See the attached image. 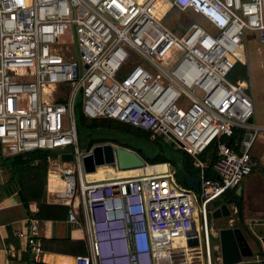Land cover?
<instances>
[{
    "label": "built area",
    "instance_id": "built-area-1",
    "mask_svg": "<svg viewBox=\"0 0 264 264\" xmlns=\"http://www.w3.org/2000/svg\"><path fill=\"white\" fill-rule=\"evenodd\" d=\"M172 12L187 14L186 24ZM248 40L264 67V0H0V158L45 153L66 203L78 199L87 254L74 264H170L155 258L188 248L191 238L195 264H211L218 249L206 206L259 166L251 147L264 127L252 123L249 81L226 79L236 62L248 67L246 53L235 57ZM76 106L187 155L198 170L199 206L167 163L164 172L89 178L99 167L119 170L110 163L83 172L88 150L77 147ZM210 145L215 159L205 177L200 155ZM38 228L28 217L13 231L35 260Z\"/></svg>",
    "mask_w": 264,
    "mask_h": 264
},
{
    "label": "crops",
    "instance_id": "crops-1",
    "mask_svg": "<svg viewBox=\"0 0 264 264\" xmlns=\"http://www.w3.org/2000/svg\"><path fill=\"white\" fill-rule=\"evenodd\" d=\"M41 168L42 166L35 162L33 165L20 169L15 173L13 159L0 158V264H74L75 256H86L87 254L86 231L82 218L78 220L77 217V214H81L78 199H70L69 203H66L68 199L63 196L60 179L52 171H49L46 165L44 169ZM196 175L198 173L193 176ZM248 175L243 177L237 185L240 187L238 194H235L237 186L228 191L233 190L235 195H241L243 225L247 229L248 225L260 228L256 232L257 234H253L252 230V235L248 239L244 237L253 253V257L243 258L235 264H264V249L259 242V238L264 237V229H262V227L264 228V208L252 206L254 205L253 202H260V200L254 197H252L254 201L251 200V180L247 177ZM21 197L25 200V203H23ZM217 200H219V197ZM37 202L62 205L66 206L67 209L69 206L66 204H69L74 208L76 220L68 222L66 220L67 211L59 219L38 220L41 247L38 258L35 260L23 244L13 235V231L21 225L25 218L31 217L37 212ZM211 202L207 204L208 207L211 206ZM227 207L230 211V207ZM232 208L233 212H235L233 206ZM211 209L207 211L208 214ZM223 219L225 217L216 219L215 222L219 224H215L214 227L235 226L233 222L236 217L228 218L227 224H224L226 221H223ZM216 228L211 226L209 233L215 232ZM212 237L215 240H210L211 245L217 246L215 234ZM212 251L215 252L213 264H218V250L212 248ZM254 257L258 259L255 260Z\"/></svg>",
    "mask_w": 264,
    "mask_h": 264
},
{
    "label": "trees",
    "instance_id": "trees-1",
    "mask_svg": "<svg viewBox=\"0 0 264 264\" xmlns=\"http://www.w3.org/2000/svg\"><path fill=\"white\" fill-rule=\"evenodd\" d=\"M247 37L248 35H246V38ZM232 70H235L243 75L246 74V69L240 62H236ZM75 109L77 111V121H78L77 126L81 129H86L89 131V138L86 142L87 143L86 147H84L85 150H88L92 144L100 143V142H110L115 145L131 149L135 151L147 164L167 163L168 165H170L172 168L174 180L179 185L185 187L183 178H179L178 176L179 170L178 167L175 166L174 162L180 159L182 161L184 170L185 167H189L190 165H189L188 156L182 154L180 150L178 149L171 150L169 148V150L159 149L158 152L144 153L138 147L139 146L138 142L141 141L155 142L157 139V138L149 139V132L130 127L127 124L118 122L110 118H101V117L86 118L82 115V113L80 112L77 106L74 107L73 112ZM175 151L179 152L181 154V157H175L174 159H171V155ZM45 158H46L45 153H30V154H25L24 156H18L12 158L14 164V171L16 173L18 170L23 169L25 167H29L33 165V163L35 162H38L42 166L41 169H44V166L46 165ZM200 159L203 160L206 164L204 169V176L211 177L210 165L212 161L215 159L214 147L212 145L208 146L207 149L200 155ZM228 192L227 191L223 192L219 196V200L212 201L211 206L208 207L207 205L206 211H208L210 208L220 203L231 204L235 209L234 215L236 217L237 223L243 229H247L245 225H243L241 195L240 194L235 195L233 190L230 191L229 193ZM21 200L23 201V203H25V200L22 197ZM36 205H37V212L34 215H31V217L37 220L59 219L62 218L67 211V207L62 205H50L41 202H37ZM208 215L209 214L206 213V216ZM37 264H42V263H37Z\"/></svg>",
    "mask_w": 264,
    "mask_h": 264
},
{
    "label": "rangeland",
    "instance_id": "rangeland-1",
    "mask_svg": "<svg viewBox=\"0 0 264 264\" xmlns=\"http://www.w3.org/2000/svg\"><path fill=\"white\" fill-rule=\"evenodd\" d=\"M138 1H142V0H138ZM180 18L181 23L186 24V20L189 19V16L187 14H183V15H179L176 14L175 12L171 13V16H173L174 18L176 17ZM72 35H68L66 37V40H72ZM257 46L256 42L254 40H248V41H244L243 45H241L238 48L237 51V56L235 55V57H239V59L244 60L245 59V54L248 58V67H245L246 69V74H241L235 70H232L230 73V76H226V79L228 81H233V80H245V81H249V86H250V97H251V101L253 104V112H254V117H253V121L252 123L256 126H263L264 127V67L260 66L259 64V54L257 53L258 50L254 49V47ZM73 118H74V123L76 128L78 127V121H77V111L76 109L73 112ZM77 133V147L79 150L84 149V147H86V142L89 138V131L86 129H81V128H77L76 130ZM157 138L156 141H141L138 142V147L141 149V151H143L144 153L150 152H158L159 149L161 150H169V148L171 150H173L175 147L172 145H169V143H166L165 141H163L162 139H160L159 137H155L149 134V139H154ZM174 147V148H173ZM66 149H69V147H66ZM251 154L256 156L258 161H259V166L254 169L247 177H249V179L251 180V200L252 197L257 198L258 200H260V202H256L252 205V206H257L259 208H264V133H259V135L256 137V139L254 140L252 147H251ZM105 168V167H104ZM103 167H99L97 168V170L95 172H93V174H89L87 176L90 177H95V178H99L102 176V170L104 169ZM167 168L169 170H172L171 166L167 164ZM150 169L149 166H145V168L142 169V171L148 170ZM148 172V171H147ZM185 172L188 173V175L193 176L195 174L198 173V171L192 167H185ZM194 197H195V205L196 207H198L199 205V201L197 198V192H194ZM218 197L214 200H217ZM213 200V201H214ZM254 201V200H252ZM227 206L230 207V214L228 217H225V219H223V221L225 220L226 222H224V224H227V219L232 217L235 218L234 216V210L232 208V206L230 204H227ZM79 213V212H78ZM78 220L79 218H81V214H77ZM216 219H210L209 215L206 216V227L209 230L211 228V226L213 228L215 224H219L215 222ZM260 223V222H259ZM233 224L235 226H237L241 233L243 234V236L245 238H249L252 234V230H253V234H257L256 232L259 231V228H254L251 225H248V229H243L236 221V219L234 220ZM262 229H264L262 227ZM215 234V232H210L209 233V237L210 240H215L213 239L212 235ZM200 247V254L201 256H203L202 254V247L201 244L199 245ZM210 257H211V264H213L214 260H215V252L212 251V249L210 250ZM178 258V257H176ZM176 260V259H174ZM191 264H195V262H192Z\"/></svg>",
    "mask_w": 264,
    "mask_h": 264
},
{
    "label": "water",
    "instance_id": "water-1",
    "mask_svg": "<svg viewBox=\"0 0 264 264\" xmlns=\"http://www.w3.org/2000/svg\"><path fill=\"white\" fill-rule=\"evenodd\" d=\"M179 145V143H177ZM181 157L179 152H174L171 159ZM63 160H69L70 155H61ZM82 170L84 173L93 172L95 166L113 163L117 170L136 169L146 165L145 161L133 150L112 145L108 142L92 144L87 153L81 158ZM179 170V178H183L185 187L192 191H197L199 176H189L184 168L182 161L178 159L174 162ZM240 187L235 188V194L239 193ZM230 211L225 203H220L209 211L210 219H218L228 217ZM188 233H194L191 228ZM215 238L218 248L219 264L237 263L243 258L253 257V253L245 240L240 229L236 226L228 225L217 227L215 230ZM261 247L264 249V237L259 238ZM186 245L189 247L197 246L195 238L187 239Z\"/></svg>",
    "mask_w": 264,
    "mask_h": 264
},
{
    "label": "bare ground",
    "instance_id": "bare-ground-1",
    "mask_svg": "<svg viewBox=\"0 0 264 264\" xmlns=\"http://www.w3.org/2000/svg\"><path fill=\"white\" fill-rule=\"evenodd\" d=\"M145 166L150 167V169L144 171L145 173H158V172H164L166 170V165L164 163H159V164H154V165L146 164V165L142 166L141 169L145 168ZM104 170H106V171L110 172L112 175H115L118 177H124L128 174L137 173L140 171L138 168L132 169L130 171L129 170L116 171L115 169H113L110 166L105 167L102 170V173ZM198 252H199L198 246L183 248L181 250H171V251L163 253L164 256H162L161 253L158 254L157 257L155 258V260L158 259V260H160V262H164L165 260H167V261L171 262L170 264H191V262L199 260V255L197 254ZM176 257H178V258H176ZM174 259H176V260H174Z\"/></svg>",
    "mask_w": 264,
    "mask_h": 264
}]
</instances>
